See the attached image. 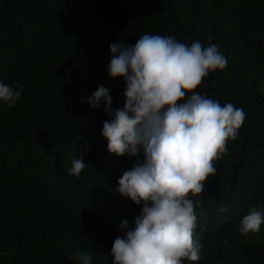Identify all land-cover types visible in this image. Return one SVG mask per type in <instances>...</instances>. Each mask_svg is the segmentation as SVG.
<instances>
[{
    "label": "trees",
    "instance_id": "1",
    "mask_svg": "<svg viewBox=\"0 0 264 264\" xmlns=\"http://www.w3.org/2000/svg\"><path fill=\"white\" fill-rule=\"evenodd\" d=\"M145 33L216 45L227 66L196 91L246 113L193 198L203 201L195 264H264V224L237 231L250 207L264 211V0H0V82L23 85L13 108L0 102V264H76L85 250L112 264L120 223L132 229L143 205L113 192L135 158L108 153L103 104L86 99L103 85L112 108L123 107L109 46ZM85 147L88 165L69 176Z\"/></svg>",
    "mask_w": 264,
    "mask_h": 264
},
{
    "label": "clouds",
    "instance_id": "2",
    "mask_svg": "<svg viewBox=\"0 0 264 264\" xmlns=\"http://www.w3.org/2000/svg\"><path fill=\"white\" fill-rule=\"evenodd\" d=\"M109 52L108 78L125 83L123 107L112 108L110 90L103 85L86 103L90 109L103 104L108 119L101 135L108 153L135 158L113 192L143 205L132 229L126 220L120 223L123 235L113 241L112 264H195L203 247L194 239L196 207L203 201L193 198L202 195L217 171L214 162L226 154L246 118L232 102L222 105L196 91L210 73L226 68L227 59L216 45L147 33L133 46L110 44ZM22 88L20 82H0V102L13 108ZM87 150L72 160L69 176L78 178L86 168ZM262 224L264 211L253 206L237 231L248 236L260 232ZM72 258L76 264H93L89 250Z\"/></svg>",
    "mask_w": 264,
    "mask_h": 264
}]
</instances>
